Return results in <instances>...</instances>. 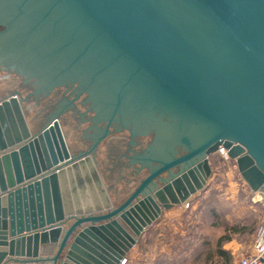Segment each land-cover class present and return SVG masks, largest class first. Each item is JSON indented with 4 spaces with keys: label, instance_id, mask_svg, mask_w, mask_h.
<instances>
[{
    "label": "water",
    "instance_id": "obj_1",
    "mask_svg": "<svg viewBox=\"0 0 264 264\" xmlns=\"http://www.w3.org/2000/svg\"><path fill=\"white\" fill-rule=\"evenodd\" d=\"M113 122L136 162L95 154ZM221 147L264 197V0H0V264H122Z\"/></svg>",
    "mask_w": 264,
    "mask_h": 264
},
{
    "label": "rangeland",
    "instance_id": "obj_2",
    "mask_svg": "<svg viewBox=\"0 0 264 264\" xmlns=\"http://www.w3.org/2000/svg\"><path fill=\"white\" fill-rule=\"evenodd\" d=\"M210 162L213 182L199 192V197L195 195L193 204L173 207L172 214L176 216L164 232L165 239L159 242L170 245V252L168 256L159 253L155 264H226L223 259H214L212 244L223 235L233 234L229 228L246 227L247 231L255 232L264 221V197L251 190L236 162L225 159L220 152L212 154ZM206 190L210 192L207 196ZM154 243L145 242L147 248L143 253ZM132 249L126 256V264H130Z\"/></svg>",
    "mask_w": 264,
    "mask_h": 264
},
{
    "label": "flooded vegetation",
    "instance_id": "obj_3",
    "mask_svg": "<svg viewBox=\"0 0 264 264\" xmlns=\"http://www.w3.org/2000/svg\"><path fill=\"white\" fill-rule=\"evenodd\" d=\"M30 88H32V92H35V87L33 84L29 85ZM76 86V85H75ZM73 84L66 85L61 88H57L56 90L53 91L54 98L57 97V101H54L51 103V105L56 107L57 109L63 108L66 109L65 107L68 106L69 104L71 105L70 108H72V115L75 117V120H77V123H80L82 120L88 118V114H90V111L88 109L91 108L93 105L92 102H87L86 99L84 100L83 95L79 94V91H77V88ZM36 94V93H34ZM68 97H71V99H67ZM47 102V101H46ZM48 103V102H47ZM88 103V104H87ZM50 105V104H48ZM87 105L86 110H83L81 112V108L83 106ZM88 108V109H87ZM95 113L96 112L93 109H90ZM88 112V113H87ZM93 116L91 115L88 120H91V126L86 129H75L74 131V136L80 140H90L91 143L88 145V148L86 151H88L91 146L94 143V139L98 138L103 134V129L107 127V122L104 123V121H99V123L103 122L104 123V128L100 130L97 126H95V120L92 118ZM103 123H101L103 125ZM124 130L123 127H121V124L119 122H113L110 125V133L103 137L95 151V154L100 151V153L105 154L107 158H110V160L114 161L116 167L118 166L117 163H122L125 161V159H128V161H135V159L138 160L137 155H141L143 151L148 147V145L153 141L155 132H152L149 135H145L148 137V142H144L143 140L141 141L139 136H136L135 139H132L131 132L128 134V139L125 138V136H122L121 132ZM137 147V148H136ZM85 152V151H83ZM94 154V155H95ZM185 154V150H183L181 147H178V151L176 153V156H180ZM134 156V157H133ZM119 161V162H118ZM142 165V164H141ZM154 165H157L154 162ZM151 171L149 170V173ZM146 174L147 175H149ZM142 177L141 181L146 177ZM164 177H167L168 174L165 173L163 175ZM141 181L134 187V189L126 195L125 199L129 197V195L137 188V186L141 183ZM124 199V200H125Z\"/></svg>",
    "mask_w": 264,
    "mask_h": 264
},
{
    "label": "crops",
    "instance_id": "obj_4",
    "mask_svg": "<svg viewBox=\"0 0 264 264\" xmlns=\"http://www.w3.org/2000/svg\"><path fill=\"white\" fill-rule=\"evenodd\" d=\"M213 178L210 177L207 183L208 187L211 182H213ZM206 189V188H205ZM209 190L204 193V195H209ZM198 197L201 195L199 192L197 193ZM196 195V196H197ZM195 195L191 198L189 201L190 205L193 204V200L196 197ZM205 196V197H206ZM233 198V197H232ZM200 203V201H198ZM181 208H185V205L179 206ZM173 207L169 210H164L161 214L160 218L157 219L151 226H149L141 235L140 239L138 240L137 245L134 246V248L131 251V257H130V264H155L156 263V257L157 255L163 254L165 256H168L170 245H160L159 242L164 238V232L168 230L169 223L171 221V218L173 216H176L172 214ZM173 219V218H172ZM177 219V218H176ZM174 219V220H176ZM225 234V233H224ZM253 236H254V230L250 229L249 231L240 232V233H233L229 234V239L222 242L221 248L227 251V253L232 257L231 264H239L240 261V253L242 251L251 250L252 248V242H253ZM155 241L153 246L149 248V250L145 253H143V249L145 250L147 241ZM219 240V239H218ZM217 241H215L212 244V247L214 249V259L215 260H224L223 256H221L217 252ZM162 242V241H161ZM9 256V255H8ZM6 259V258H5Z\"/></svg>",
    "mask_w": 264,
    "mask_h": 264
},
{
    "label": "built area",
    "instance_id": "obj_5",
    "mask_svg": "<svg viewBox=\"0 0 264 264\" xmlns=\"http://www.w3.org/2000/svg\"><path fill=\"white\" fill-rule=\"evenodd\" d=\"M225 159H229L225 148L221 147L219 151ZM186 207L190 205L189 202L184 204ZM264 256V221L257 227L254 232L251 250L242 251L240 253L239 264H262V257ZM127 258L123 259L122 264H126Z\"/></svg>",
    "mask_w": 264,
    "mask_h": 264
},
{
    "label": "trees",
    "instance_id": "obj_6",
    "mask_svg": "<svg viewBox=\"0 0 264 264\" xmlns=\"http://www.w3.org/2000/svg\"><path fill=\"white\" fill-rule=\"evenodd\" d=\"M228 229V227H227ZM231 229V231H233L234 233H242L247 231L246 227H234V228H229ZM229 239L228 235H223L219 238L218 242H217V252L223 256L225 263L226 264H231L232 261V257L227 253V251H225L224 249L221 248L222 242Z\"/></svg>",
    "mask_w": 264,
    "mask_h": 264
}]
</instances>
